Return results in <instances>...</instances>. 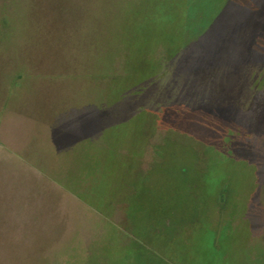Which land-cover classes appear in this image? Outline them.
Here are the masks:
<instances>
[{"label": "rangeland", "instance_id": "374dc122", "mask_svg": "<svg viewBox=\"0 0 264 264\" xmlns=\"http://www.w3.org/2000/svg\"><path fill=\"white\" fill-rule=\"evenodd\" d=\"M4 54L90 141L0 170V264H264V0H0Z\"/></svg>", "mask_w": 264, "mask_h": 264}, {"label": "crops", "instance_id": "0c3cea01", "mask_svg": "<svg viewBox=\"0 0 264 264\" xmlns=\"http://www.w3.org/2000/svg\"><path fill=\"white\" fill-rule=\"evenodd\" d=\"M4 55V60H2L3 56L0 58V95H4L3 108L2 111L0 110V143L3 145L0 146V158L3 163L2 168L0 165V170L13 174H31L34 179L39 178L38 175L43 173V167L38 168L33 159L46 155L50 158L48 171L51 174L57 173L54 165L56 159L59 162L57 169L60 170L61 157L67 159L66 172H70L71 152L76 148L77 143H83L84 146L90 141L86 138L88 132L86 125L77 121L75 109L70 108L75 105L74 101L70 102L67 97L68 101L61 107L53 97L59 93L58 89L39 86L34 80L30 85L29 82L25 83L22 80V76L19 77L17 84H13L15 76L22 72L17 70L21 67V63L13 69L14 65L9 61L10 56L6 59V54ZM44 98L49 103H45ZM194 225L191 226L197 235L205 234L204 241L210 239L211 236ZM207 243L209 247H214V240Z\"/></svg>", "mask_w": 264, "mask_h": 264}, {"label": "trees", "instance_id": "16d2710c", "mask_svg": "<svg viewBox=\"0 0 264 264\" xmlns=\"http://www.w3.org/2000/svg\"><path fill=\"white\" fill-rule=\"evenodd\" d=\"M227 227H228V226H226V228H227ZM226 228H225V227L222 228L221 231L219 232V233H220L219 238H220L221 242L225 241L224 233H225V229H226ZM208 229L210 230V228H208ZM240 231H241V230H240ZM240 231H239V232H240ZM213 232L216 233L217 231H214V230H213ZM229 236H230V235H229ZM230 237H231V236H230ZM229 240H230V239H229ZM222 244H223V243H222ZM228 246H230V247H231V246H234V249H235V245L232 243V241H230V244H229ZM232 262L235 263V260H233ZM232 262H230V264H231Z\"/></svg>", "mask_w": 264, "mask_h": 264}]
</instances>
